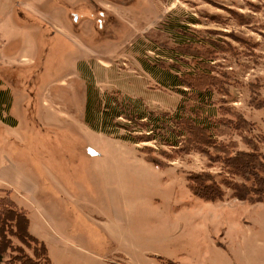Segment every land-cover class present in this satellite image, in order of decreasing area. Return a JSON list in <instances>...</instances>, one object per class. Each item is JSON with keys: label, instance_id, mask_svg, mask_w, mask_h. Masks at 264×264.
Here are the masks:
<instances>
[{"label": "rangeland", "instance_id": "obj_1", "mask_svg": "<svg viewBox=\"0 0 264 264\" xmlns=\"http://www.w3.org/2000/svg\"><path fill=\"white\" fill-rule=\"evenodd\" d=\"M0 22V63H16L25 46L35 61L18 62L26 76L11 108L18 123L0 124V161L32 171L42 196L65 188L80 213L55 199L81 249L50 247V264H264V200H239L223 187L222 200L209 202L188 186L189 173L218 174L219 163L192 151L159 168L140 151L159 144L120 138L126 130L114 123L128 120L108 121L114 134L85 121L89 98L98 124L114 97L112 107L131 99L140 111L173 113L204 89L202 70L214 109L237 110L253 136H264V0H0ZM175 76L193 77L198 88L170 85ZM241 135L249 133L221 139L246 149ZM109 186L123 207L114 234L102 223Z\"/></svg>", "mask_w": 264, "mask_h": 264}, {"label": "trees", "instance_id": "obj_2", "mask_svg": "<svg viewBox=\"0 0 264 264\" xmlns=\"http://www.w3.org/2000/svg\"><path fill=\"white\" fill-rule=\"evenodd\" d=\"M207 75L200 70L197 80L205 86L204 89L200 87L192 97L182 100L173 113L140 111L131 99L130 107L119 102L112 107L111 103L116 100L114 97L105 101L102 111L98 110L103 121L98 124L93 122L92 102L89 98L85 107V121L94 130L114 134L113 129L107 128V122L118 117L128 120L124 124L114 123L116 128L126 130L120 138L133 143L156 142L165 147L145 145L140 148L145 154L143 158L159 168H168L177 156L192 151L205 157L209 164L219 163L222 172L218 174L203 170L186 176L192 193L202 200H222L223 187H226L239 200L263 201L264 153L260 144L264 142V136H253V124L237 110H223L221 107L214 109ZM172 79L170 85L198 88L193 84V77L186 80L175 76ZM179 92L185 93L183 89ZM5 100V92L0 90V104ZM232 131L249 133L241 135V142L246 149L238 148V142L234 140L221 139ZM154 153L166 161H161ZM14 239L22 245H17ZM0 264H50L46 244L29 232L27 214L17 207L8 192L0 196Z\"/></svg>", "mask_w": 264, "mask_h": 264}, {"label": "crops", "instance_id": "obj_3", "mask_svg": "<svg viewBox=\"0 0 264 264\" xmlns=\"http://www.w3.org/2000/svg\"><path fill=\"white\" fill-rule=\"evenodd\" d=\"M29 54L30 48L25 46L23 47L20 57H17L15 59L16 61L13 60L16 63L12 65L0 63V90L5 92L6 99L0 104V124L3 123V121L9 123L11 126L18 123V120L11 114V108L15 100V94L17 92H23V87L18 86L17 82L20 83L23 81L24 77H26L19 75V71L20 69L22 70L23 67L20 66L18 62H21V59H28V61L31 62L28 64L33 66L35 61L29 58ZM31 80L32 77L30 76L28 81ZM26 93L32 96L31 92L26 91ZM42 102V104L45 103L44 101ZM42 121L48 122V117L44 116ZM1 126L2 125H0V127ZM142 159L146 161L143 157ZM1 189H8L9 195L17 207L25 211L29 219V232L46 244L48 255L50 247L60 248L72 243L75 247L80 248L78 243L73 240L72 236H68V219L60 213L61 205L55 202L57 197L63 199L64 207L72 209L75 212V216H80L79 211L71 205L72 201L68 199V196L72 197V195H67L68 193L65 188L64 193L66 192V195L60 196L62 195L60 194L61 191L59 192L53 188L46 191V196H42L41 184H39L34 173L32 171L29 172L27 169L25 170L24 166L19 161L13 164L5 159L3 163L0 161V190ZM52 195H54L55 198H52ZM104 197L107 199L109 218L108 220L102 221V223L106 225L108 233L114 234L118 231L123 221V207L120 201L119 190L114 186H109L106 189ZM93 224L96 226L98 223ZM62 226L65 227L62 228ZM238 237H240L239 241L242 249V238L241 236ZM83 250L90 253L89 250Z\"/></svg>", "mask_w": 264, "mask_h": 264}]
</instances>
